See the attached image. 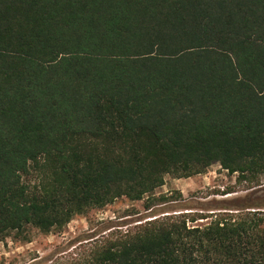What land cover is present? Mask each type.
<instances>
[{"label":"trees","instance_id":"16d2710c","mask_svg":"<svg viewBox=\"0 0 264 264\" xmlns=\"http://www.w3.org/2000/svg\"><path fill=\"white\" fill-rule=\"evenodd\" d=\"M215 165L261 186L264 0H0L1 240L121 198L151 211L168 176ZM254 191L151 211L68 264H264Z\"/></svg>","mask_w":264,"mask_h":264},{"label":"rangeland","instance_id":"374dc122","mask_svg":"<svg viewBox=\"0 0 264 264\" xmlns=\"http://www.w3.org/2000/svg\"><path fill=\"white\" fill-rule=\"evenodd\" d=\"M238 175H230L219 165L206 174L191 178L168 176L165 185L157 190V195H167L173 201L156 205L151 211L159 217L168 212L187 213L185 208H194L195 213L210 214L203 211L217 202L245 198L253 192V198L264 200V175L261 186L246 190V182H239ZM30 182H36L34 176ZM232 191L228 195L225 192ZM145 209V201L132 202L121 198L103 209L90 210L84 216L75 217L62 232L43 233L30 227L24 233H13L5 240L0 239V264H68L75 258L83 257L89 249L104 238L121 236L127 230L137 227L155 217ZM174 213V214H175ZM208 220L189 223L191 226H204Z\"/></svg>","mask_w":264,"mask_h":264}]
</instances>
